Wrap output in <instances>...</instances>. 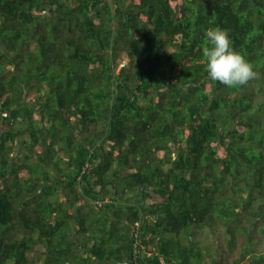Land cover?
I'll return each mask as SVG.
<instances>
[{"label": "trees", "instance_id": "obj_1", "mask_svg": "<svg viewBox=\"0 0 264 264\" xmlns=\"http://www.w3.org/2000/svg\"><path fill=\"white\" fill-rule=\"evenodd\" d=\"M245 217L264 236V0H0V264H205L215 225L264 264Z\"/></svg>", "mask_w": 264, "mask_h": 264}, {"label": "clouds", "instance_id": "obj_2", "mask_svg": "<svg viewBox=\"0 0 264 264\" xmlns=\"http://www.w3.org/2000/svg\"><path fill=\"white\" fill-rule=\"evenodd\" d=\"M208 76L228 87H241L257 73L245 56L238 52L228 31L214 28L207 31V46L203 48Z\"/></svg>", "mask_w": 264, "mask_h": 264}, {"label": "rangeland", "instance_id": "obj_3", "mask_svg": "<svg viewBox=\"0 0 264 264\" xmlns=\"http://www.w3.org/2000/svg\"><path fill=\"white\" fill-rule=\"evenodd\" d=\"M259 96V101H262L263 95L260 93H256ZM247 217L243 218L245 221ZM248 217V221L243 222L244 226H251V219ZM254 235V238H257L259 241L256 243L255 248L257 247L259 250L264 249V236H260L257 232L258 230L251 226L248 229ZM17 232H21V230H17ZM230 237V234L227 233L226 229L222 225H215L214 230L204 229L198 232L196 235V240L201 247H203L206 251V261L205 264H222L223 262L226 264H237L236 261L240 259L241 249L246 245L247 238L245 235L239 236L238 240V249L236 252L231 253L229 248L226 246V238ZM255 240V239H254ZM34 257L38 262H42L44 257V248L42 245H38L34 252ZM234 262V263H232ZM239 264H250V256L248 255L241 263Z\"/></svg>", "mask_w": 264, "mask_h": 264}, {"label": "water", "instance_id": "obj_4", "mask_svg": "<svg viewBox=\"0 0 264 264\" xmlns=\"http://www.w3.org/2000/svg\"><path fill=\"white\" fill-rule=\"evenodd\" d=\"M120 264H133V261H128V262L120 263Z\"/></svg>", "mask_w": 264, "mask_h": 264}]
</instances>
